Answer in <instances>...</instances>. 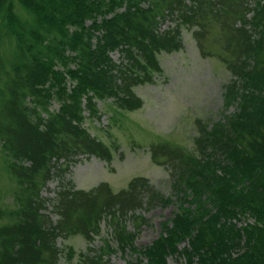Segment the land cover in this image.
I'll return each mask as SVG.
<instances>
[{
    "label": "trees",
    "instance_id": "16d2710c",
    "mask_svg": "<svg viewBox=\"0 0 264 264\" xmlns=\"http://www.w3.org/2000/svg\"><path fill=\"white\" fill-rule=\"evenodd\" d=\"M18 1L26 18L14 9V2L0 0V47L5 54L0 59H5L2 67L14 73L12 85L19 79L14 98L0 97V141L4 157L9 158V174L22 190L13 221L0 223V264H39L33 247L41 250V261L47 264L58 260L60 249L53 248V242L59 229L68 234L67 223L74 214L66 209L70 203L63 208L60 202L62 218L56 225L48 223L30 184H37L35 177L46 180L52 155L61 158L68 148L60 133L77 135L75 140L86 151L98 153L100 146L88 139L82 126L83 99L88 107L94 98L122 92L127 106H138L134 82L160 67V52L180 47L181 26L197 23L203 30L202 15L222 12L224 6L225 15L237 0L229 5L227 0ZM247 9L248 5L237 8L241 17ZM254 17L262 32L256 44H250L251 63L234 66L239 85L235 82L226 91V97L237 99V110L202 131L200 155L182 156L176 188L178 193L186 191L188 198L161 222L159 236L138 246L137 234L120 231L123 252L130 248L137 254L127 264H168L169 256H177L180 264H264V4L257 2ZM165 18L176 25L160 31L158 25ZM238 40L241 46L248 43ZM119 46L125 47L126 61L115 63L109 52ZM67 50L76 52V59L66 55ZM245 51L238 49L240 54ZM53 98L61 106L51 113ZM39 106L48 118L41 116ZM149 193L152 204L167 203ZM5 212L0 209L3 217ZM18 236L23 243L15 242Z\"/></svg>",
    "mask_w": 264,
    "mask_h": 264
},
{
    "label": "rangeland",
    "instance_id": "374dc122",
    "mask_svg": "<svg viewBox=\"0 0 264 264\" xmlns=\"http://www.w3.org/2000/svg\"><path fill=\"white\" fill-rule=\"evenodd\" d=\"M11 1L14 9L26 18L28 14L19 1ZM236 2V7L225 15V6L222 12L209 10L202 15L203 30L197 23L181 26L180 47L160 52V67L149 77L134 82L132 92L138 106H127L122 92L102 100L94 98L88 107L87 98L83 99L82 126L88 139L100 146L99 154L86 151L85 145L75 140L77 135L60 133L59 138L68 148L61 158L52 155L46 180L35 177L37 184H30V192L41 199V212L48 223H59L66 203H70L66 209L74 214V219L67 223L68 234L59 229L53 242V248L60 249L58 260L52 258L47 264H127L137 254L130 248L123 252L120 231L137 234L138 246L148 245L159 236L161 222L188 198L186 191L178 193L176 188L182 156L200 155L203 148L198 141L201 142L202 131L237 110V99L226 97L232 84L239 85L234 66L251 63L247 58L253 53L250 44H256L262 32L254 24V8L257 2L263 5L264 0ZM244 5L249 9L241 17L238 10H243ZM174 25L176 21L165 18L158 30ZM238 39L248 43L241 46ZM242 47L247 51L240 54L238 49ZM124 49L119 46L109 52L115 63L126 61ZM67 53L76 59V52ZM69 66L75 68L76 64ZM67 85L72 87L73 81L68 79ZM60 106L58 99L53 98L49 111L53 113ZM3 143L0 141V209L6 212L4 217L0 215V223H10L22 190L9 174L10 163L4 157ZM21 163L31 166L28 160ZM149 192L163 197L167 203L152 204ZM20 239L23 243L20 236L15 242ZM32 250L37 255L34 258L43 264L41 250ZM167 263L180 261L177 256H169Z\"/></svg>",
    "mask_w": 264,
    "mask_h": 264
}]
</instances>
